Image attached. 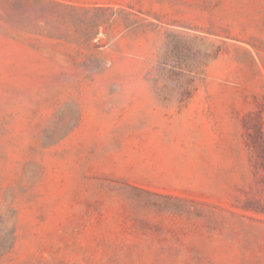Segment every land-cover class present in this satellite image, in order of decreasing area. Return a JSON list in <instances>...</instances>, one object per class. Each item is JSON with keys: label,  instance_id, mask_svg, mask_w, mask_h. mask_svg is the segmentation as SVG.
Wrapping results in <instances>:
<instances>
[{"label": "rangeland", "instance_id": "374dc122", "mask_svg": "<svg viewBox=\"0 0 264 264\" xmlns=\"http://www.w3.org/2000/svg\"><path fill=\"white\" fill-rule=\"evenodd\" d=\"M0 264H264V0H0Z\"/></svg>", "mask_w": 264, "mask_h": 264}]
</instances>
